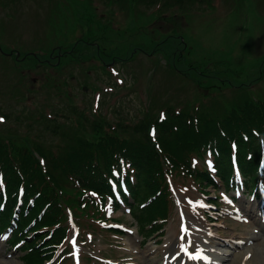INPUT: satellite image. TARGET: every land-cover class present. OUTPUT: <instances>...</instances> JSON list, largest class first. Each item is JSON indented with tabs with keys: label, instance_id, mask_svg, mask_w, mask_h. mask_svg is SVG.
<instances>
[{
	"label": "rangeland",
	"instance_id": "374dc122",
	"mask_svg": "<svg viewBox=\"0 0 264 264\" xmlns=\"http://www.w3.org/2000/svg\"><path fill=\"white\" fill-rule=\"evenodd\" d=\"M110 1L0 0V142L21 138L65 153L78 141L68 133L81 116L85 127L100 115L112 126L178 111L221 119L247 100L264 101V0L130 10ZM90 22L82 41L80 23ZM220 190L178 178L176 206L154 233L106 200L90 218L71 216L66 249L51 264H217L197 256L202 243L225 254L221 264H264V251L255 260L264 248L256 203ZM3 237L0 264H26Z\"/></svg>",
	"mask_w": 264,
	"mask_h": 264
},
{
	"label": "trees",
	"instance_id": "16d2710c",
	"mask_svg": "<svg viewBox=\"0 0 264 264\" xmlns=\"http://www.w3.org/2000/svg\"><path fill=\"white\" fill-rule=\"evenodd\" d=\"M113 1L130 10L140 4L184 9L213 0L110 2ZM92 18L90 15L89 19ZM80 24L84 34L81 40L86 41L89 36L85 31L96 22ZM88 46L90 57L98 54L91 45ZM171 111L169 109V113ZM106 119L98 116L91 121V127H85L88 120L84 116L76 119L74 126H70L73 131L69 128L68 134L78 141L65 153L46 149L38 143L31 145L18 137H8L0 142V231L11 226L12 219L15 221L17 228L11 243L24 241L21 250L25 251L26 264H43L54 256L56 247L67 235L69 208L89 217L92 208L98 213L102 210L107 198L116 202L112 182L131 207L140 227L154 233L167 222L175 207L169 178L172 183L178 178L192 180L201 188L212 187L218 192L219 185L214 178L218 176L222 185L229 189L236 157L241 170L249 178L251 189L260 179L258 167L264 148V101L247 100L229 109L221 119L181 111L160 122L155 118L140 120L133 125L119 122L112 126ZM152 128L156 129L155 137L151 135ZM88 129L96 139H89L92 136ZM208 157L216 171L215 176L205 164ZM122 183H126L134 204L123 193ZM91 192L102 204L97 205ZM116 206L119 208L117 203ZM27 228L35 232L31 240L27 239Z\"/></svg>",
	"mask_w": 264,
	"mask_h": 264
},
{
	"label": "bare ground",
	"instance_id": "6f19581e",
	"mask_svg": "<svg viewBox=\"0 0 264 264\" xmlns=\"http://www.w3.org/2000/svg\"><path fill=\"white\" fill-rule=\"evenodd\" d=\"M248 241H249V239H244V242L248 243ZM244 242L240 241L241 244H243ZM201 245L204 246V249L202 251L205 253V255L207 257H209L210 259H213L215 262H217V264H221L222 262H224L225 254L221 253V252H217L216 250H214L213 248L215 247V244H212V243L204 244V243H202ZM232 245L233 244L227 245V243H225V245H224L225 248L224 249L226 251H229L230 249L233 248ZM250 250H252V248H248L247 251H250ZM263 251H264V248L262 249L261 253L258 254V256L256 257V259H255L256 262L260 259V256L263 253Z\"/></svg>",
	"mask_w": 264,
	"mask_h": 264
},
{
	"label": "snow or ice",
	"instance_id": "6c2138e0",
	"mask_svg": "<svg viewBox=\"0 0 264 264\" xmlns=\"http://www.w3.org/2000/svg\"><path fill=\"white\" fill-rule=\"evenodd\" d=\"M163 118V117H162ZM3 118H0V120H2Z\"/></svg>",
	"mask_w": 264,
	"mask_h": 264
}]
</instances>
